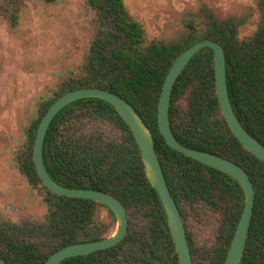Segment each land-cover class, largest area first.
<instances>
[{
    "label": "trees",
    "instance_id": "obj_1",
    "mask_svg": "<svg viewBox=\"0 0 264 264\" xmlns=\"http://www.w3.org/2000/svg\"><path fill=\"white\" fill-rule=\"evenodd\" d=\"M86 2L96 13L98 29L84 73L41 101L18 154L20 171L33 188L44 191L46 220L34 234L26 227H0V256L8 264H45L65 246L106 238L117 222L104 204L52 192L34 161L38 128L51 105L68 91L96 87L127 99L151 129L168 185L185 221L194 264H224L244 210L243 188L229 174L170 147L160 132L158 105L178 56L198 41L214 40L226 53L234 112L247 132L264 144V0L259 1L260 24L251 35L240 36L242 19L221 18L204 7L186 20L189 33L172 42H147L144 25L131 15L125 0ZM170 121L184 146L231 159L248 172L256 198L242 264H264V161L243 146L222 113L211 48L200 50L177 79ZM44 162L59 184L111 193L125 204L130 216L128 235L120 244L61 264H179L168 216L148 179L140 146L111 104L85 98L61 110L45 138ZM101 209L109 213L110 222L100 218ZM190 221L206 228L217 224L216 236L203 243L189 229Z\"/></svg>",
    "mask_w": 264,
    "mask_h": 264
},
{
    "label": "rangeland",
    "instance_id": "obj_2",
    "mask_svg": "<svg viewBox=\"0 0 264 264\" xmlns=\"http://www.w3.org/2000/svg\"><path fill=\"white\" fill-rule=\"evenodd\" d=\"M259 1L125 0L144 25L147 42L186 36V20L204 7L221 18L242 19L240 36L246 37L260 24ZM97 29L96 13L86 0H0V227H26L34 234L46 220L44 191L33 188L20 171L18 154L41 101L84 73ZM99 216L111 220L104 209ZM189 226L203 243L212 241L218 228L191 221ZM116 228L117 222L108 235Z\"/></svg>",
    "mask_w": 264,
    "mask_h": 264
},
{
    "label": "water",
    "instance_id": "obj_3",
    "mask_svg": "<svg viewBox=\"0 0 264 264\" xmlns=\"http://www.w3.org/2000/svg\"><path fill=\"white\" fill-rule=\"evenodd\" d=\"M206 47L211 48L215 54L217 94L222 113L229 127L247 150L264 161V144L247 132L234 112L227 85L226 53L223 45L214 40L204 39L196 42L184 50L175 60L163 85L158 105V123L160 132L170 147L184 153L187 157L229 174L242 186L245 195V206L224 263L242 264L255 207L256 188L252 179L245 168L231 159L210 152L192 149L181 144L173 132L170 121V106L174 85L190 60ZM85 98H96L108 102L131 127L140 146L148 179L157 190L166 210L169 227L178 252L179 264H194L185 221L168 185L162 163L155 149L151 129L127 99L110 90L96 87H85L68 91L51 105L38 128L34 145V161L38 174L47 188L58 195L92 199L106 205L116 217L117 228L112 235L102 240L76 243L61 248L54 252L45 264H61L72 257L86 256L99 250L116 246L127 237L129 232L128 209L118 197L105 191L65 187L52 178L44 162V142L51 123L66 106ZM0 264L8 263L0 256Z\"/></svg>",
    "mask_w": 264,
    "mask_h": 264
}]
</instances>
